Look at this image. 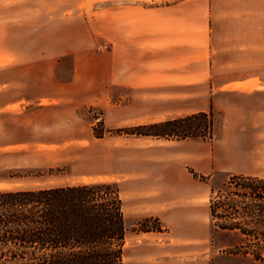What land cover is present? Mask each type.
Instances as JSON below:
<instances>
[{
  "label": "crops",
  "instance_id": "1",
  "mask_svg": "<svg viewBox=\"0 0 264 264\" xmlns=\"http://www.w3.org/2000/svg\"><path fill=\"white\" fill-rule=\"evenodd\" d=\"M97 4L100 7L93 9ZM54 5L59 13L49 19L72 21L67 31L45 24L44 0H0V43L7 55L16 56L0 62V157L35 154L43 165L44 146L62 142L34 136L41 100H51L46 106L77 105L73 98L45 94L24 79L11 78L10 68L22 70L39 61L19 58L18 53L27 50L28 35H99L106 70L102 79L127 92L118 95L117 107L126 96V108L155 116L151 121L225 109L235 94H264V0H57ZM65 12L72 14L61 15ZM164 141L147 149L152 161L146 170H132L122 177L121 187L116 182L127 227L130 208L138 220L155 216L166 228L136 234L143 240L158 239L153 248L157 254H164L165 241L204 242L208 225L213 230L209 201L203 183L188 169L202 175L223 169L219 156L200 142L204 140ZM242 174L264 177L259 171ZM11 181L0 175V184Z\"/></svg>",
  "mask_w": 264,
  "mask_h": 264
},
{
  "label": "rangeland",
  "instance_id": "2",
  "mask_svg": "<svg viewBox=\"0 0 264 264\" xmlns=\"http://www.w3.org/2000/svg\"><path fill=\"white\" fill-rule=\"evenodd\" d=\"M55 2L57 0H44V14L48 17L45 24L51 26L49 28L61 27L59 30L67 31L65 28L72 21L49 19L59 13L54 9ZM99 7L94 5L93 9ZM81 26L77 22V27ZM24 38L27 50L19 52V58L26 55L28 59L39 61L35 66L22 70L10 68L11 78L24 79L29 86L32 84L35 90L45 94L73 98L77 105L73 107L63 102L57 106H46L51 100H41L44 106L37 116L34 136L60 141L62 145L44 146L43 165L35 154L27 158L0 157V175L12 178L11 183L0 184V187L33 189L92 181H110L120 185L122 177L129 176L132 170L140 167L146 170L148 162L152 161L147 149L164 143V139L156 141L113 133H106L101 139L92 136V126L99 119L105 128L117 129L152 122L155 117L132 114L126 108V96L117 107L118 95H126L127 92L117 89L110 79L108 83L102 79L106 80V70L101 65L99 35L60 32ZM3 44L0 43V62L11 57L15 59L11 52L7 55L3 51ZM260 73L264 74V69ZM231 102L233 104L225 109H213L217 122L213 138L200 141L204 142L206 149L212 148L219 156L223 168L213 174H204L208 179L199 180L204 185L207 202L211 196L216 197L219 190L223 192L231 174L259 171L264 176V94L256 93L246 98L235 94ZM36 149L27 148L30 151ZM224 157L230 158V162ZM10 163L22 167L15 170L9 168L7 164ZM5 165L7 168L4 169ZM129 209H126L128 232L123 264H262L248 256L229 253L232 243L245 238L219 229L211 230L210 225L203 243L165 241L161 244L164 254H157L153 248L160 241L154 237L143 240L136 236L140 233L134 230L138 218Z\"/></svg>",
  "mask_w": 264,
  "mask_h": 264
},
{
  "label": "trees",
  "instance_id": "3",
  "mask_svg": "<svg viewBox=\"0 0 264 264\" xmlns=\"http://www.w3.org/2000/svg\"><path fill=\"white\" fill-rule=\"evenodd\" d=\"M213 113H191L108 129L99 119L95 138L106 133L133 137L211 140ZM194 178L207 176L188 169ZM209 199L213 230L245 238L229 253L264 264V177L231 174ZM136 232L166 231L158 217L137 221ZM128 227L117 183L92 181L33 189H0V264H123Z\"/></svg>",
  "mask_w": 264,
  "mask_h": 264
}]
</instances>
